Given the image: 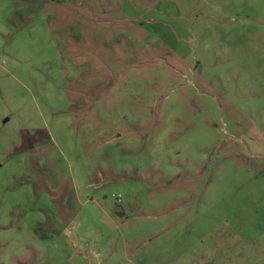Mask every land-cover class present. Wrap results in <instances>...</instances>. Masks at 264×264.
Instances as JSON below:
<instances>
[{
    "label": "rangeland",
    "instance_id": "rangeland-1",
    "mask_svg": "<svg viewBox=\"0 0 264 264\" xmlns=\"http://www.w3.org/2000/svg\"><path fill=\"white\" fill-rule=\"evenodd\" d=\"M0 264H264V0H0Z\"/></svg>",
    "mask_w": 264,
    "mask_h": 264
}]
</instances>
